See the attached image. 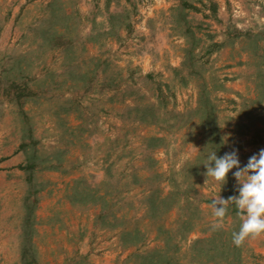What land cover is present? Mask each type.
<instances>
[{
  "label": "rangeland",
  "instance_id": "obj_1",
  "mask_svg": "<svg viewBox=\"0 0 264 264\" xmlns=\"http://www.w3.org/2000/svg\"><path fill=\"white\" fill-rule=\"evenodd\" d=\"M215 1L119 0L92 24L80 0H0V264H264L234 203L212 229L237 169L204 166L264 149V0ZM222 43L251 51L243 92ZM162 51L181 64L141 66Z\"/></svg>",
  "mask_w": 264,
  "mask_h": 264
},
{
  "label": "clouds",
  "instance_id": "obj_2",
  "mask_svg": "<svg viewBox=\"0 0 264 264\" xmlns=\"http://www.w3.org/2000/svg\"><path fill=\"white\" fill-rule=\"evenodd\" d=\"M207 161L204 164L207 169L206 177H212L218 185L223 186L227 183L229 172L235 168L237 171L233 176L240 185L237 189L238 196L227 199L219 196L213 200L212 208L216 220L212 229L219 230L223 227L227 206L231 202L236 205L238 214L243 219L239 231L232 233L234 245L240 247L248 239L264 237V149H261L258 155L251 156L244 167L240 165L238 149H233L219 158L216 152H212ZM213 162L214 167L211 166Z\"/></svg>",
  "mask_w": 264,
  "mask_h": 264
},
{
  "label": "crops",
  "instance_id": "obj_3",
  "mask_svg": "<svg viewBox=\"0 0 264 264\" xmlns=\"http://www.w3.org/2000/svg\"><path fill=\"white\" fill-rule=\"evenodd\" d=\"M117 2H119V0H80L79 5H81V8H83V13H82L83 19L84 20L87 19L88 21L91 20L92 24H94L96 22L98 23V20L100 21V19L102 21H105L107 19V17H105L106 19H104V20L102 18L103 13L105 12L104 9H107V7L109 9L110 8L112 9L113 7L116 6ZM164 2L168 6L173 4L171 2V0H168V1L164 0ZM237 2H239V1L237 0L236 3ZM234 4H235V2H234ZM218 6H220V9L226 8V6L222 5V2L219 3V1L217 0V2L215 1L212 4V9H216V11H217ZM92 7H94L95 9H90ZM91 12H93L94 15L91 16ZM241 12H242V10H241ZM243 12H245V11H243ZM247 14L249 15V13H247ZM242 24H243V22H242ZM138 26L139 25H137V27ZM88 35L91 38L90 33L86 34L84 36V38ZM240 35H241L240 36L241 38H244V36L246 35V32H244V33L240 32ZM224 45L225 44L222 43L214 51L211 52L212 64L215 66L216 70L218 72H220L219 76H224V78L222 80L224 82V86L228 89V91L230 90V92L231 91L243 92L242 90L245 87L246 82H247V78H248L247 67H248V64H250V61L248 60V58L251 54V51L246 49V48L241 49L237 46H234V48H233V46H226L227 47L226 48ZM232 45H234V44H232ZM146 54H148V53L146 52ZM162 55H163V51L161 53V56H159L161 58V60L158 61V58H157L158 56L156 57V55L153 56L151 54H148L144 58V60L142 61L141 66H143L145 70L146 69H148V70L149 69H156V71L163 72V69L168 68L169 64L176 66V67L181 64V60L179 58H177L178 59L177 60L172 56V57H170V59L164 61V60H162V57H163ZM140 57L143 58V56L132 57V59H134L136 61V63L134 62V66H137V64H139ZM149 72H152V71H149ZM230 92H229V94H230ZM219 93H221L220 94L221 96H229L228 92L225 93V92L221 91ZM231 95H233V94H231ZM184 96L186 97L187 94H185ZM4 255L6 256V254H4ZM8 261L16 262V259H11V257H10V259L8 258Z\"/></svg>",
  "mask_w": 264,
  "mask_h": 264
},
{
  "label": "trees",
  "instance_id": "obj_4",
  "mask_svg": "<svg viewBox=\"0 0 264 264\" xmlns=\"http://www.w3.org/2000/svg\"><path fill=\"white\" fill-rule=\"evenodd\" d=\"M213 50H210V52H212ZM206 102V101H205Z\"/></svg>",
  "mask_w": 264,
  "mask_h": 264
}]
</instances>
